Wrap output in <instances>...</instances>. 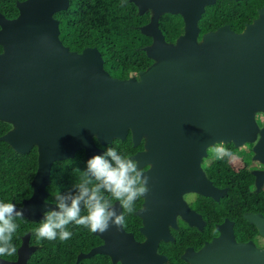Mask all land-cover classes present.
I'll return each instance as SVG.
<instances>
[{
	"label": "water",
	"instance_id": "95a60500",
	"mask_svg": "<svg viewBox=\"0 0 264 264\" xmlns=\"http://www.w3.org/2000/svg\"><path fill=\"white\" fill-rule=\"evenodd\" d=\"M212 2L135 0L141 11L154 10L139 27L152 38L143 49L153 62L128 78L111 76L96 46L76 51L62 43L52 14L66 9L68 0H22L16 2V16L0 13V120L12 124L0 139L20 153L37 147L32 193L16 205L24 217L36 221L55 207L45 200L54 161L79 149L87 158L102 155L96 141L106 145L129 132L134 146L143 141V149L130 157L138 167L148 166L143 171L149 192L137 211L146 240L139 243L113 225L94 232L103 242L79 253L77 261L104 253L113 263L159 264L164 256L156 253L157 244L171 238L174 210L187 211L182 193L216 195L200 168L207 147L256 138L255 111L264 112V6L241 32L222 25L199 38L198 19ZM164 11L183 15L184 30L174 42L165 41L158 26ZM260 133L255 156L264 162V127ZM114 204L121 211L119 202ZM250 221L264 234L263 216L254 214ZM218 227L219 235L205 243L193 264H264V249L236 244L231 227ZM34 249L27 233L17 258H0V264H27Z\"/></svg>",
	"mask_w": 264,
	"mask_h": 264
},
{
	"label": "trees",
	"instance_id": "16d2710c",
	"mask_svg": "<svg viewBox=\"0 0 264 264\" xmlns=\"http://www.w3.org/2000/svg\"><path fill=\"white\" fill-rule=\"evenodd\" d=\"M16 1L0 0V10L9 17L16 16ZM256 7L257 4L253 2L231 0H221L207 5L199 19V38L204 32L214 30L224 23H228L235 31H241L245 23L252 22L257 16ZM54 16L59 21V38L62 43L70 50L76 51H81L87 46H96L103 57L104 68L113 77L137 76L139 70L146 69L153 62L143 49L151 43L152 38L139 29V26L149 21V13L139 14L136 6L127 0H70L68 7L56 12ZM158 26L167 42H174L183 32V20L179 14L163 13L159 18ZM261 121L263 122L264 118H261ZM11 127V123L0 120V136ZM96 144L103 148L104 152L107 147H113L129 158L137 150L143 149V141L136 146L133 145L130 132L125 139L113 138L109 144L100 145L97 141ZM88 159L84 150L79 149L72 157L54 161L50 170V182L46 185L48 194L45 200L53 202L58 192L74 193L76 184L84 179L83 172L86 171ZM226 165L225 160L215 161L218 170L215 180L228 185L230 197L223 198L221 204L208 200L204 212L207 219L204 233L199 234L200 232L189 229L188 234L183 237L181 231H176L177 242L174 244V250L181 251L186 243L199 245L202 239L209 238L215 233L213 221L219 220L227 212L230 213L228 207L223 205L224 199L229 205L232 203L239 207L244 205L242 200L236 202L234 197L239 196L236 190L247 188L253 177L249 171L243 170L238 175H234ZM36 169V146L26 153H20L0 139V201L13 200L17 206H21L23 199L28 198L32 193L31 180ZM141 202L142 197L135 202V209L141 205ZM262 205L263 203H260V206ZM124 216L126 223L129 224L126 228L133 230L137 235L140 234L137 228L139 218L133 213L126 212ZM42 219L31 221L24 216L15 219L18 228L13 234L12 243L16 249L27 233L29 244L35 246L27 259V264H121L120 261L113 263L110 256L104 253H96L77 261L79 253L87 252L101 242L97 235L83 226L70 224L68 230L71 231L72 236L65 241L38 239L35 230L40 226ZM179 245L181 247H178ZM171 247L172 245L164 243L162 250L166 251V248L171 249ZM0 258L15 260L17 252L12 256Z\"/></svg>",
	"mask_w": 264,
	"mask_h": 264
},
{
	"label": "clouds",
	"instance_id": "9594fccd",
	"mask_svg": "<svg viewBox=\"0 0 264 264\" xmlns=\"http://www.w3.org/2000/svg\"><path fill=\"white\" fill-rule=\"evenodd\" d=\"M217 159L233 158V153L222 142L209 146ZM76 184L74 193L54 196L55 207L43 213L40 226L35 230L38 239L65 241L71 238L70 224L83 226L92 232L104 233L111 226L118 229L125 222L124 213L135 211V202L149 192V177L144 175L138 161L107 147L103 155L96 154L87 160L86 171ZM113 201L119 202L117 211ZM23 216L13 202L0 201V257L17 252L12 243L18 225L17 217Z\"/></svg>",
	"mask_w": 264,
	"mask_h": 264
},
{
	"label": "flooded vegetation",
	"instance_id": "af4514ba",
	"mask_svg": "<svg viewBox=\"0 0 264 264\" xmlns=\"http://www.w3.org/2000/svg\"><path fill=\"white\" fill-rule=\"evenodd\" d=\"M17 1H22V0H17ZM127 1L133 3L136 6L137 12L139 14L148 12L149 19L153 16L154 10L152 7L144 8L141 11L139 7L135 4V0H127ZM212 1H213L212 3H208L203 6V11L201 12V15L205 11V8L207 7V5L217 3L218 1H221V0H212ZM231 1H245V2H253V4H257V7H256L257 16L259 15V9L262 6H264V0H231ZM68 2L70 3V0H68ZM56 12L52 14V16L55 19H57L54 16ZM0 13L7 18H12V16L10 17L7 16L1 10H0ZM17 13H18V9H17ZM163 13H171V12L164 11L159 15V18ZM172 14H179L183 20L182 13L176 12ZM199 19H198V27L200 28ZM247 23H250V22H247ZM247 23H245V25ZM222 25H229V24L224 23L219 26H222ZM245 25L243 29L245 28ZM219 26H217L214 30H216ZM229 27L233 29L230 25ZM183 30H184V21H183ZM214 30H208V31H214ZM1 50H2V46H1ZM259 117L260 118L258 119L259 120L258 122L260 125H262L264 123V121L263 122L261 121V118L263 117V115L261 114V116ZM257 127L258 129L256 132V139L252 141H245L241 145H235L232 141H229V142L220 141L224 144V146L227 149H229L233 153V158L229 159L225 157L223 159H217L214 152H212L210 148L207 150V154L201 158L200 168L202 169L207 182L213 188L216 189V195H205L202 192H199L196 190H187L182 193L181 199L185 202L187 211H184L182 213V212H178V210H174L173 221L170 222L168 225L171 238L168 240L160 239L157 244L156 253L161 256H164V259L161 262H159V264H193L192 261H193L194 256L199 253L200 249L205 245L206 242H210L211 240H213V238L219 235L220 229L218 226L223 225L224 223L227 229L229 227L232 228L233 239L236 244L250 243L254 246L255 249H258V250L264 249V234L260 233L256 224L250 221V217L253 216L254 214H259L264 217V202H263L264 200V179L259 178V174L264 171V162H262L255 156L256 140L260 138L261 136L260 131L262 130L264 126H257ZM217 160H225L227 164L226 165L227 169L228 167H230L234 175H238L240 171L242 170L245 172L249 171V173L252 175L253 177L252 182L245 189L238 188L236 191L238 192L239 196L234 197L236 202L240 200L244 201V205L239 207L237 206V204H234V203H232L231 205L225 203L224 200L228 199L230 195L228 193L229 192L228 185H224L222 182L215 180L216 176L218 175V170L215 166V161ZM146 168H148V166H145L142 169H146ZM223 198H225L223 200V205L228 207L230 213L227 212L226 214H223L219 220L213 221L212 224H213L215 233L212 234L209 238L202 239L199 245L186 243V245L182 247L181 251L174 250V244H176L177 242V236L175 235V232L181 231L183 237H185L188 234L189 229L196 230L200 232L199 234H203L204 229L207 224V219L205 217L204 212H205L208 200H212L216 204H221ZM254 199H255V202H254ZM143 201H144V198L142 197L141 205L137 207L135 211L133 212V215L139 218V225L137 228L140 234L137 235L133 230H129L126 228L129 225L126 223V219H125L124 224L121 226L125 232L131 233L133 239L139 243L144 242L146 240V236L141 230V227L144 224L143 217L137 213V211L140 208L144 207ZM260 203H263V205L260 206ZM243 206L245 207L243 208ZM191 211L193 212V214H191L190 216L187 215L191 213ZM99 238L101 239L100 243H102L103 239L101 237ZM164 243L168 245H172L171 249L166 248V251L162 250V246ZM178 247H181V246L179 245ZM121 264H124L122 260H121Z\"/></svg>",
	"mask_w": 264,
	"mask_h": 264
},
{
	"label": "rangeland",
	"instance_id": "374dc122",
	"mask_svg": "<svg viewBox=\"0 0 264 264\" xmlns=\"http://www.w3.org/2000/svg\"><path fill=\"white\" fill-rule=\"evenodd\" d=\"M261 114H262L263 117H264V112H263V111H261V110L255 111V118H256V121H257V123H258L259 126H263V124H264V123H263L262 125H260L259 122H258V121H259L258 119L260 118L259 116H261ZM263 117H262V118H263ZM260 137H261V136H260ZM142 138H143L144 141H148L149 135L145 133V134L142 135ZM255 139H256V138H255ZM259 139H260V138H258V139L256 140V144H257V142L259 141ZM209 146H210V145H209ZM209 146L207 147L206 151L209 149ZM149 166H150V165H149ZM259 178H261V179L263 178V173H260V174H259Z\"/></svg>",
	"mask_w": 264,
	"mask_h": 264
}]
</instances>
